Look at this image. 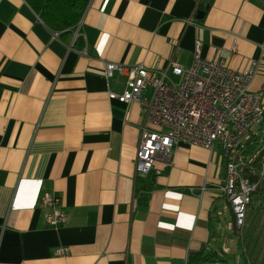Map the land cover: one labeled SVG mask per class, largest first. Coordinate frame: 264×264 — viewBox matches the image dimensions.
<instances>
[{
  "label": "crops",
  "instance_id": "crops-1",
  "mask_svg": "<svg viewBox=\"0 0 264 264\" xmlns=\"http://www.w3.org/2000/svg\"><path fill=\"white\" fill-rule=\"evenodd\" d=\"M199 1L90 0L61 37L24 0H0V264H188L205 245L222 249V264H243L219 190L221 149L180 142L144 188L135 174L141 109L110 97L123 92L122 77H104L108 62L187 67L199 41L207 59L230 51L234 71L259 63L248 92L264 107V0H212L197 21ZM244 143L251 161L262 153L264 120ZM45 195L61 198L60 227L44 221ZM250 204L264 214V194ZM259 229L253 264H264Z\"/></svg>",
  "mask_w": 264,
  "mask_h": 264
},
{
  "label": "built area",
  "instance_id": "built-area-1",
  "mask_svg": "<svg viewBox=\"0 0 264 264\" xmlns=\"http://www.w3.org/2000/svg\"><path fill=\"white\" fill-rule=\"evenodd\" d=\"M229 56L230 51H223L217 60L204 58L202 44L197 41L187 67L174 58L160 70L108 62L104 77H122L123 92L110 97L124 106L137 103L142 112L136 176L159 175L156 164L170 165L180 142L209 150L219 147L225 161V178L219 190L241 233L251 197L264 183V161L260 169L249 164L244 138L263 122L264 107L261 94L248 92L259 63L237 72L226 64ZM41 202L48 209L45 223L53 228L63 225L61 198L45 195ZM55 254L64 256L67 249L57 248Z\"/></svg>",
  "mask_w": 264,
  "mask_h": 264
},
{
  "label": "trees",
  "instance_id": "trees-1",
  "mask_svg": "<svg viewBox=\"0 0 264 264\" xmlns=\"http://www.w3.org/2000/svg\"><path fill=\"white\" fill-rule=\"evenodd\" d=\"M28 6L39 16L43 24L51 31L57 32L63 37L66 34L71 33L79 23L85 9L87 8L90 0H24ZM212 3V0L202 3L199 1L196 5V14L199 11L206 12L205 7ZM202 21V19H197ZM246 147V146H245ZM247 152V149H246ZM248 155V152H247ZM249 157V155H248ZM264 150L260 153L257 158L251 161L249 158V164L255 169H260V166L264 160ZM153 173H150L151 175ZM147 175V179L143 180L140 178V182H144V188L147 185L150 188L153 187V176ZM264 194V183L261 187L253 193L252 197L255 199ZM251 197V200H252ZM251 204H249L250 206ZM233 217V215H232ZM234 223V217L232 219ZM235 229V228H234ZM237 229V228H236ZM238 231V230H236ZM239 233V232H238ZM221 248L209 247V245L203 246L198 252L193 253L189 257L188 264H222L223 260L219 259L217 254L221 251Z\"/></svg>",
  "mask_w": 264,
  "mask_h": 264
},
{
  "label": "rangeland",
  "instance_id": "rangeland-1",
  "mask_svg": "<svg viewBox=\"0 0 264 264\" xmlns=\"http://www.w3.org/2000/svg\"><path fill=\"white\" fill-rule=\"evenodd\" d=\"M263 215L264 214L262 212L261 213L260 212H253V214H250L248 212L246 214L245 223H244V226H243L242 232H241L242 236H240V237H242L241 240H244V244L241 243L242 245L239 247V249L240 250L243 249L244 259L246 261H248V264L249 263L253 264L252 262L249 261V257L251 258L252 253L250 254L251 250H250V247L248 249V244H249L250 239L254 238L256 235H257V238H262L261 237L262 234H261V232H258V228L262 229V225L264 223V216ZM242 246H243V248H242ZM247 249H248V253H246ZM245 260H243V264H245L244 263Z\"/></svg>",
  "mask_w": 264,
  "mask_h": 264
},
{
  "label": "water",
  "instance_id": "water-1",
  "mask_svg": "<svg viewBox=\"0 0 264 264\" xmlns=\"http://www.w3.org/2000/svg\"><path fill=\"white\" fill-rule=\"evenodd\" d=\"M209 8V6L207 5L206 7H205V9L207 10ZM204 15H205V12L204 11H199V12H197V14H196V19H202L203 17H204Z\"/></svg>",
  "mask_w": 264,
  "mask_h": 264
}]
</instances>
